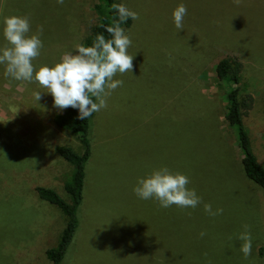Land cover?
<instances>
[{"label":"rangeland","instance_id":"1","mask_svg":"<svg viewBox=\"0 0 264 264\" xmlns=\"http://www.w3.org/2000/svg\"><path fill=\"white\" fill-rule=\"evenodd\" d=\"M3 1L0 48L7 44L5 17L28 16L29 35L43 27V47L32 61L37 69L74 53L96 23L97 0H0V9ZM24 3L38 5L27 10ZM240 5L246 9L234 19L237 42L231 38L241 47L239 99L252 96L243 119L264 166V0ZM141 25L130 34L133 71L114 76L123 85L92 116L79 228L62 264H264V190L243 172L236 128L225 118L228 89L214 75L227 52L200 50L195 38L208 36L197 33L195 21L181 34ZM5 70L0 64V264H51L45 252L56 245L66 217L36 187L69 201L63 183L72 167L55 146L79 153L83 147L55 125L63 110L46 88ZM161 167L187 175L202 203L163 208L137 197L138 178ZM205 203L223 213L208 215ZM245 224L252 235L247 259L238 239Z\"/></svg>","mask_w":264,"mask_h":264},{"label":"trees","instance_id":"2","mask_svg":"<svg viewBox=\"0 0 264 264\" xmlns=\"http://www.w3.org/2000/svg\"><path fill=\"white\" fill-rule=\"evenodd\" d=\"M241 1L245 5L252 2V0ZM114 3L124 4L139 15L138 20L134 21L129 18L120 24L130 39L131 32L137 31V27L141 28L143 26L141 24H144L145 28L149 26L155 30L157 27H161L167 31L175 30L181 34L182 32H190L191 29L188 26L192 21H195V29L198 31L195 32L208 36L200 41L195 38V43L200 44V50L215 47L227 52L226 56L214 64L215 77L218 81L223 82L228 89L225 118L230 125L236 128V141L244 174L264 190V166L252 148L250 135L243 119V110L251 107L253 99L250 94L241 100L239 99V74L243 70V64L240 60L241 56L237 52L241 47L238 44H232L237 42L234 40V36L238 35L236 34L238 27L234 19L244 14L246 8L241 7V5L237 6L234 0H97L93 6L96 23L82 40V45L91 46L98 34L104 35L106 39L111 38L106 28L113 26L115 22H119L118 11L111 7ZM179 4H184L187 7V15L184 17L182 30L175 27L173 20V11ZM242 48L245 49L244 45ZM253 52L261 53L254 50ZM93 100L95 101L94 97ZM78 116V109L71 107L54 116L55 125L77 135L83 147V151L79 153L69 145L55 146V151L72 167L70 174L63 183L69 201L65 200L53 188L36 187L39 198L55 205L66 217L65 225L56 245L48 248L45 252L51 264H62L78 232L80 223L79 208L83 199L85 167L91 154L90 132L93 114L84 120L79 119Z\"/></svg>","mask_w":264,"mask_h":264},{"label":"clouds","instance_id":"3","mask_svg":"<svg viewBox=\"0 0 264 264\" xmlns=\"http://www.w3.org/2000/svg\"><path fill=\"white\" fill-rule=\"evenodd\" d=\"M57 3L63 4L64 0H57ZM234 3L239 6L241 0H234ZM111 7L119 14V22L106 28L111 38L106 39L104 35L98 34L91 46L77 44L74 53L65 52L54 66L42 65L38 69L32 61L40 55L43 47L40 38L43 27L40 26L35 34L29 35L28 16L5 17L3 36L7 44L0 48V64L6 66L5 75L17 81L35 80L52 95L54 107L60 110L69 107L78 109V118L81 120L106 108L107 97L123 85V81L113 79L114 76L133 71L134 56L128 53L132 40L120 24L129 18L134 21L139 19L138 13L124 4L114 3ZM186 15V5L179 4L174 9L173 20L178 30L183 29ZM33 96L36 101L42 98L38 91ZM189 183L187 175L161 167L138 178L133 191L140 199H156L163 208L172 205L196 208L202 203V198L196 194L195 189L187 187ZM204 211L213 217L223 213L221 208L213 211L209 203L204 204ZM243 229L238 239L243 241L240 251L247 259L252 252V235L249 225H243Z\"/></svg>","mask_w":264,"mask_h":264},{"label":"crops","instance_id":"4","mask_svg":"<svg viewBox=\"0 0 264 264\" xmlns=\"http://www.w3.org/2000/svg\"><path fill=\"white\" fill-rule=\"evenodd\" d=\"M24 4H26V3H24ZM26 5H27V7H25V8L27 10H32V9L34 10L35 9V5H38V4H30V3H27ZM4 7H5V1H3L2 5H1L0 16H1V12H2V10H3Z\"/></svg>","mask_w":264,"mask_h":264}]
</instances>
